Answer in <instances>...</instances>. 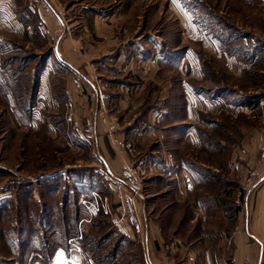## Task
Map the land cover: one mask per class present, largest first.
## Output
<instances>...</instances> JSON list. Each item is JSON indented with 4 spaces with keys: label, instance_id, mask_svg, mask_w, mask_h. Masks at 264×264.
<instances>
[{
    "label": "rangeland",
    "instance_id": "rangeland-1",
    "mask_svg": "<svg viewBox=\"0 0 264 264\" xmlns=\"http://www.w3.org/2000/svg\"><path fill=\"white\" fill-rule=\"evenodd\" d=\"M65 58L83 73L76 123ZM39 75L54 108L34 106ZM86 125L120 162L112 175L80 166L93 160ZM128 167L139 183L138 232L132 226L122 244L98 214L96 231L81 233L79 200L92 201L91 191L125 220L119 203L133 195L118 186ZM263 175L264 0H0V264H43L55 243L69 264H234L236 232L248 243L239 264H264V233L258 245L237 223ZM153 193L175 199L146 205ZM187 217L210 242L184 243ZM162 222L173 232L148 245L146 225Z\"/></svg>",
    "mask_w": 264,
    "mask_h": 264
},
{
    "label": "crops",
    "instance_id": "crops-1",
    "mask_svg": "<svg viewBox=\"0 0 264 264\" xmlns=\"http://www.w3.org/2000/svg\"><path fill=\"white\" fill-rule=\"evenodd\" d=\"M187 2L190 0H186ZM200 4L203 3V0H197ZM252 1L253 0H244L245 3L252 5ZM261 2H263V0H261ZM107 14V13H106ZM211 15H214L216 17H218V20L220 22V20H223L222 16L215 13V12H210ZM92 19H90V27L94 29L95 34H102L104 32H102L105 27L102 25V21H99L97 18L91 17ZM105 18V17H104ZM103 21H106L103 19ZM119 54H117V58H120V55H122V50L121 48H119ZM109 53H112V51H109ZM104 59L112 57V55H104L103 56ZM118 60V59H117ZM63 62V64H65L67 67L70 68V73H72V75L70 76V79L65 81V87L63 89V94L64 97L69 100L68 102L71 103L72 107H71V122H75L77 119L76 117L78 116V114L80 115V110L83 111L84 107H85V102L83 101V95L81 96L79 93V90L77 92L76 89H74V84H76V82H78L77 78L78 76H82L83 73L82 71L79 69V66L73 64L70 60H61ZM60 61V62H61ZM42 75H39L37 78V84H38V89L36 90V94L34 96V106H36V108H43L44 110L48 109V108H54L56 107L59 103L58 100H56L55 98H52L53 95H51L50 88L49 86H47L46 84L42 83ZM48 88V89H46ZM81 89V88H80ZM82 90V89H81ZM82 94V93H81ZM239 102H241V96L240 98L236 99ZM84 102V103H83ZM243 102V101H242ZM259 103V101H258ZM65 107H67V104L65 105ZM67 109V108H66ZM75 111V113H74ZM69 115V114H68ZM94 127V125H93ZM84 136L86 137L85 140L87 142H85V144H87L88 150L91 153L93 160L91 161V163H85L83 165H80L81 167H91V169L93 170V173H98V174H110L112 175V173H114L116 170L114 168V166H119L120 162L118 161V159L115 157L114 159L109 156V151L107 146L104 145V137L102 134H100L97 130H96V125L93 128V131L90 134H86L83 133ZM261 180H264V175L262 177ZM196 182H194V184L196 185L199 182H205V180H195ZM264 183V182H263ZM184 185H186V190L185 193L187 194V192H189L192 189L193 183L190 180H187L186 182H184ZM91 190H94V188L91 187V189L89 188V192ZM98 190V189H97ZM96 190V191H97ZM257 194L255 197V200L251 198V191H248L245 195L246 198L244 199V203L243 205H241L240 210L238 211V213H240V216H237V220H238V230H242V228L245 230L244 234L245 237L250 236L252 238H254L255 243H257L258 245H262V240L263 238H261V236H263L264 233V184L262 185V187H260L259 189H257ZM92 192V191H91ZM184 194V195H186ZM92 198V195H91ZM147 197H145V203L146 205H153L155 203L156 200H167L170 201L168 202V204L172 203V201H174L175 196H173L171 193L170 194H157V193H153L152 195H150V197H148V199H146ZM150 202V203H149ZM80 206L81 204L84 205V207H86V209L82 208L81 206V213L80 216L78 217V221H77V225L80 229L81 233L87 234V233H94L96 231L95 226L97 225V215H105V216H110V221L113 227L114 231L113 233H115L116 235L118 234L121 238V243H123L124 240H122V237L124 238H130L133 237V227L129 226L127 224V222L120 217L119 215L121 214V212L119 210H117L115 208V210H110L111 207H109V205H105L103 206V210H106L107 212L103 211V210H97L95 212H93L94 210L89 207L88 205H85L82 201V199L79 200ZM167 204V206H168ZM169 204V205H170ZM166 205L162 206V212H164V207H167ZM90 209H92L93 211L91 212ZM168 210V209H167ZM252 211H256V213L254 214V216L252 215L251 220L249 219V213ZM258 212V213H257ZM243 213V215H242ZM202 215V214H201ZM185 217V216H184ZM174 218V217H173ZM188 218V217H187ZM188 223L185 222L184 224H187L186 227V231L183 233V241L184 243H194V242H210V239H208V237L205 239L199 235V232H203L207 229V227H205L204 224H200L198 226V224L195 223V217L193 218H188ZM187 220V219H186ZM207 219H205L203 222H206ZM146 225V224H145ZM147 229H148V233L146 232V234H149V237H147L146 241H148V245H161V241L164 237V235L167 232H173V228L170 229V227L167 228L165 227V225L163 224V222L161 223V228L159 229H154L153 226H148L146 225ZM217 229V226H215ZM215 229V230H216ZM177 231V230H176ZM195 232V233H194ZM239 233L236 232L235 235H233V240L235 242V244L238 247V250H235V254L236 255L234 257V264H239L241 261V257H242V247L244 245H247L248 243L245 241L246 238H244L243 233ZM201 237V238H200ZM241 240V242H240ZM237 241V242H236ZM182 242V241H181ZM56 246L53 248L54 251L50 254L51 255L57 250V249H64V246L61 243H55ZM98 245V243H96V246ZM239 245V246H238ZM93 248H95V246L92 245ZM92 248V249H93ZM151 249V250H150ZM152 247H149L150 252H152ZM155 249V246H154ZM156 251V250H155ZM64 252V251H63ZM153 253V252H152ZM251 253V252H249ZM155 253H153L154 255ZM254 254V253H253ZM33 256H29L28 259H31ZM50 257H48L49 261H39L40 263H49L50 262ZM88 259V264H95L94 260L92 258H87ZM191 259V258H190ZM252 259L255 260V254H254V258L252 256ZM188 260V259H187ZM189 261V260H188ZM35 262V260H34ZM32 262V263H34ZM237 262V263H236Z\"/></svg>",
    "mask_w": 264,
    "mask_h": 264
},
{
    "label": "built area",
    "instance_id": "built-area-1",
    "mask_svg": "<svg viewBox=\"0 0 264 264\" xmlns=\"http://www.w3.org/2000/svg\"><path fill=\"white\" fill-rule=\"evenodd\" d=\"M83 131H85V133L88 135L93 130L91 129L90 125H86V128H84ZM144 163H145V159L139 161V164H144ZM121 178L123 179V181L121 182L122 184L118 186V188H120V190H124L123 192H130L129 194L133 196L128 195L126 198L120 200L119 206L121 207V210H123V215L125 220L128 222V224H130L135 228L136 232H138L139 229L138 224L140 223L139 213L141 210L138 207V205L135 203V200L138 197L140 198V193H138L139 183L136 180L135 173L129 167L124 169V171H122ZM90 194L92 195V201L89 200L86 202V200H82L83 203L91 207L94 211L103 210V206H105L106 203L105 201L106 198L101 197L99 194H97V192L96 193L91 192ZM103 211L107 212L106 210ZM70 257L72 259L74 258L76 259L78 255L74 252H70ZM246 262L247 261H245L244 264H248Z\"/></svg>",
    "mask_w": 264,
    "mask_h": 264
},
{
    "label": "snow or ice",
    "instance_id": "snow-or-ice-1",
    "mask_svg": "<svg viewBox=\"0 0 264 264\" xmlns=\"http://www.w3.org/2000/svg\"><path fill=\"white\" fill-rule=\"evenodd\" d=\"M174 2H176V0H174ZM187 15V13H185ZM63 252L57 250L56 253V259L54 260L53 264H69V262L67 260L63 259ZM72 264H78V261H72Z\"/></svg>",
    "mask_w": 264,
    "mask_h": 264
}]
</instances>
